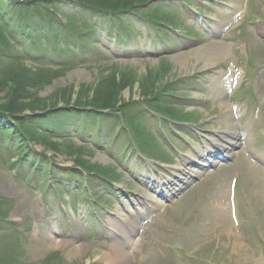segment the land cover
<instances>
[{
    "label": "rangeland",
    "instance_id": "obj_1",
    "mask_svg": "<svg viewBox=\"0 0 264 264\" xmlns=\"http://www.w3.org/2000/svg\"><path fill=\"white\" fill-rule=\"evenodd\" d=\"M191 2V7L203 8L202 16L196 15L194 9L184 7L182 0H154L153 6L138 9L152 12L157 6L161 16L170 23L180 25L185 33L194 35L195 39L184 38L179 31L169 29V43L161 42L157 33L154 35L157 42L154 43L147 35L146 27L142 26L143 16H138L135 11L127 12L122 22L129 20L131 23L133 19L141 21L136 22L134 38L127 34L124 43L113 39L107 42L106 47L100 43L103 36L101 25L92 31L97 56L91 62H77L65 68L45 61L35 62L28 56L22 64L25 69L17 67V71L8 78V83L3 84L6 87H0L2 105L6 93L12 92L9 86L12 81L21 90L22 85L38 81L36 86H26L27 93L46 99L53 97L61 108L72 106L79 96L92 100L104 93L105 86H115V82L122 89L117 95L119 102L114 113L103 117L101 123L95 121L91 129L88 122L85 123V134H82L81 128L79 133L75 130V117H68L66 122L63 119L67 115L62 114L58 117L63 120L59 125L44 122L50 130L62 134L56 140L59 143L56 150H51L45 144L55 140L51 139V133L40 136L36 146L33 142L34 148L45 151L57 163L53 171L58 168L65 170L75 163V153L74 156L69 154V146H73V151L87 160L85 162L79 158V162L106 176L120 178L117 181L119 184L107 182L98 174L89 177L88 172L76 178L66 172L54 174L47 165H43L37 172L39 187L35 190L33 183L26 179L29 178L28 168L34 165V153L26 156L24 165H21L23 171L17 170V174L13 175L10 165L13 166L14 162L16 168V162L20 160H16V152H20L19 149L15 151L16 137L9 144L13 150L11 154L1 151L0 226L9 224L8 219L4 220L9 217L20 227L0 231V264H108L111 262L109 256L122 253V246L125 247L123 255H126L123 264H264V0ZM238 6L240 8L235 13ZM50 7L52 12L54 9L66 16L76 15L75 22L79 29L87 24L82 21L88 19L94 22L98 15L91 7L77 1L56 0V4ZM101 16L109 31L116 34L117 26L113 21L105 15ZM231 20L234 21L230 23ZM196 28L204 32L200 33ZM213 41L230 45L231 56L226 55L220 62L208 67L197 58L189 60L186 66L172 62L173 57L196 52ZM25 46L26 52L31 49L26 43ZM82 47L83 51L89 52L84 46L80 51ZM24 48L19 47L17 52ZM37 53L45 52L38 50ZM257 68L262 69L258 75ZM231 73L235 75L239 89H242L233 94L232 86L224 97L230 105H238L241 119L238 122L242 124V129L251 124V134L245 145L238 147L230 162L221 161L214 169L207 170L189 191L160 208L155 218L143 217L139 225L141 230L132 232L130 240L123 238L122 234L121 237L113 235L111 219L115 217L114 213L123 203L129 205L131 198L141 199L148 192L144 178L141 179L137 173L142 169V165H138L141 159L135 155L132 161H127L126 147L140 142L142 148L152 143L155 152L165 149L162 143L154 140L153 130L159 134V116L156 113H153L154 116L147 115L149 109L138 104L148 102L145 91L152 86V90L157 89L155 91L170 90L160 99L161 107L169 114L173 112V115L198 123L204 129L203 132L199 129L200 134L212 137L211 133L225 127V123L221 122L225 110L221 102L223 92H220L224 84L221 85L220 80L230 79ZM177 95L185 97L177 99ZM103 97L101 100L105 99ZM180 103L182 105L178 106ZM120 109L122 114L118 111ZM186 110L192 111L188 113ZM26 114L30 115V112L26 110L21 115ZM118 121L123 124L125 121L127 127L117 128ZM135 124L140 126L136 128L138 125ZM81 127L83 129V125ZM194 130H197L195 126ZM194 130H191L192 136L189 130L185 131L189 143L197 145L200 144V136ZM0 139H4L3 135H0ZM177 144L181 148L186 146V150L190 148L182 137ZM132 151L135 152L134 149ZM163 152L161 155L153 154L165 161L172 159L171 152ZM33 173L34 169L29 171L30 176ZM51 174H54L53 182L69 177L74 184H88L93 197L87 193H72L69 198L67 189L73 187L65 185V189H54L52 183L49 184ZM47 185H50V189ZM45 189H49L52 208L44 214L38 200H41L40 194ZM76 198L85 202H77ZM83 212H86L88 220H85ZM237 215L238 221L234 220ZM121 226L119 231L124 233L126 227ZM71 251L75 254H70Z\"/></svg>",
    "mask_w": 264,
    "mask_h": 264
},
{
    "label": "trees",
    "instance_id": "obj_2",
    "mask_svg": "<svg viewBox=\"0 0 264 264\" xmlns=\"http://www.w3.org/2000/svg\"><path fill=\"white\" fill-rule=\"evenodd\" d=\"M77 1L86 7H91L96 12H104L110 14L122 15L123 12L127 11H137L141 12L143 10H138L151 4L154 0H71ZM56 4V0H0V87L5 88L3 84H7L9 77L12 72L17 71V67L21 66L26 61L27 57L24 51L17 52L19 47H25V43L29 46L38 48H49L52 46L57 53L67 52V55L72 56L73 52V42L76 36L80 41L88 42L87 38L83 33H88L94 28V24L86 22L80 27L77 26L75 20H77L76 15L71 14L66 16L63 12L50 11V6ZM146 13L148 11L144 10ZM143 11V12H144ZM151 19H160L162 22H166L163 16L160 15L158 9L150 12ZM62 19H65L63 21ZM83 30V31H82ZM81 31L83 33H81ZM90 37V36H89ZM2 63H4L2 65ZM25 69V68H24ZM11 81V80H10ZM19 82V80H18ZM20 83V82H19ZM18 83V84H19ZM36 82H29L25 86H21L22 90L18 88L15 81L10 83V92L6 93V100L4 104L0 105V132L6 133L8 139H12L14 135H19V141L17 146L19 149V154L23 155L28 150L27 140L32 139L38 141L37 139L44 134L48 135L45 131H40L36 125V119L40 118L37 112L41 110H46L48 108H54L58 106L57 99L53 97L46 99L39 97L37 94H32L31 92L25 90L26 86H36ZM21 84V83H20ZM115 86L108 85L103 88L104 93L95 96L94 99L88 100L86 97L79 96V99L73 104V108L70 109L72 116H78L82 113L79 109L84 107L92 108L87 112L95 116L99 110L111 109L116 110L118 104L117 95L122 89L117 87L116 82L113 83ZM17 87V88H16ZM154 87V86H152ZM152 87L145 91L147 96L148 105L154 107L161 112L167 113L163 104L160 100L159 91L153 89ZM161 88V87H160ZM159 88V89H160ZM104 100H101L102 97ZM99 97V99H98ZM103 97V98H104ZM149 97L153 99H149ZM81 98V99H80ZM118 101V102H117ZM68 102V100H67ZM166 106V105H165ZM168 107V106H167ZM26 110L32 113V117L23 116ZM169 110V109H168ZM173 115V112L171 113ZM174 118L181 119L176 114L173 115ZM9 118V119H8ZM184 119V118H183ZM10 120L11 123H7ZM4 125V126H3ZM6 125V126H5ZM49 141L50 144L45 142L46 146L51 150H56L59 143L56 141ZM53 142V144H51ZM61 142V141H60ZM71 147V152L69 154L75 153V162L80 166H84L78 161L80 158L79 153L73 151V146ZM71 155V156H72ZM87 161V160H86ZM85 161V162H86ZM83 162V163H85ZM85 168H89L85 166Z\"/></svg>",
    "mask_w": 264,
    "mask_h": 264
},
{
    "label": "bare ground",
    "instance_id": "obj_3",
    "mask_svg": "<svg viewBox=\"0 0 264 264\" xmlns=\"http://www.w3.org/2000/svg\"><path fill=\"white\" fill-rule=\"evenodd\" d=\"M240 8V6L235 8V13L237 12V10ZM234 20H231V22H233ZM229 23V25H230ZM226 25V24H225ZM229 25H226L227 27ZM232 53V48L230 45L224 43L223 41H213V43H210V45H208L206 48H199V50H197L196 52H190L188 54L185 53H181L176 57H173L172 62H175L176 64H179L181 66H186L189 63V60H191L192 58H197L203 61L204 66H210V65H214L217 64L218 62L221 61V59L223 57H225L226 55L231 56ZM222 84H224L222 86V88H220V92L222 93V98L221 102H222V108L225 110L223 117H222V123H225V127H222V132L220 134L223 135V138H226L228 141H232V143L237 144V141H240L242 139L243 136H241L242 134H239V132H237V123L235 122V116L236 113L233 112V108L230 105L229 102H227V99H225V95H226V91L229 92L228 90L233 86V80L232 77L229 78H222V80H220ZM222 109V110H223ZM241 136V137H240ZM230 137V138H229ZM239 137V138H238ZM227 143V142H226ZM224 146V145H223ZM224 151L227 150V147L223 148ZM175 169H182L179 166L174 167ZM199 172L197 169L194 170V173H188V175L184 178L186 181L190 180L191 174L194 175L195 173ZM138 206V210L135 211V209L131 206L129 207V210L131 213L126 214L125 211H122L121 209L118 210L115 214H117L116 218H115V222L113 225V232H116V230L118 229V223H128V221L131 220L132 217H135V215L137 214H145L144 212L147 210V208L151 207L154 210L155 209H160L161 207H163L164 205V201H162L161 199L157 198L156 196H154L153 194H147V197L144 199V201H142L141 203H137ZM142 204V205H141ZM17 213V212H16ZM137 213V214H136ZM14 215H16L14 213ZM133 227H135V229L137 228L136 225H133ZM133 229V228H132ZM129 234L131 233L130 230H128ZM236 244H238L236 242ZM120 248V247H119ZM122 253H119L117 255H112L109 256L111 258V262H109L108 264H123V259L125 258L123 255L125 252V247L122 246V248H120ZM70 254H75V252L71 251L69 252Z\"/></svg>",
    "mask_w": 264,
    "mask_h": 264
}]
</instances>
